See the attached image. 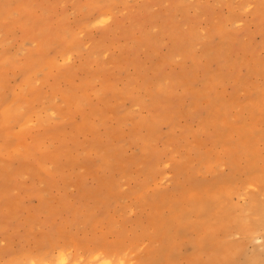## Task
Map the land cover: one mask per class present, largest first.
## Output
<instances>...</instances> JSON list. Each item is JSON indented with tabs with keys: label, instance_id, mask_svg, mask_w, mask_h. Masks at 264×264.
<instances>
[{
	"label": "rangeland",
	"instance_id": "rangeland-1",
	"mask_svg": "<svg viewBox=\"0 0 264 264\" xmlns=\"http://www.w3.org/2000/svg\"><path fill=\"white\" fill-rule=\"evenodd\" d=\"M107 260L264 264V0H0V264Z\"/></svg>",
	"mask_w": 264,
	"mask_h": 264
},
{
	"label": "bare ground",
	"instance_id": "bare-ground-1",
	"mask_svg": "<svg viewBox=\"0 0 264 264\" xmlns=\"http://www.w3.org/2000/svg\"><path fill=\"white\" fill-rule=\"evenodd\" d=\"M102 15H103V13L100 14V18H101ZM104 18H105V17H104ZM104 18H103V16H102V18H101L100 20H101L102 22H106L107 19H106V18L104 19ZM97 19H98V18H96V20H97ZM99 256H100V255H99ZM96 257L99 258L98 255H97ZM64 260H65V259L62 257L61 261L63 262ZM105 261H106V260H105ZM107 262H108V263H106V264H110V263H111L110 260H107ZM103 263L105 264V262H103Z\"/></svg>",
	"mask_w": 264,
	"mask_h": 264
}]
</instances>
